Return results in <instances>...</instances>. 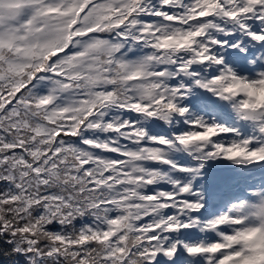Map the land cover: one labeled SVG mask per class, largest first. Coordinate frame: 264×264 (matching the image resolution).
<instances>
[{"label": "snow or ice", "instance_id": "snow-or-ice-1", "mask_svg": "<svg viewBox=\"0 0 264 264\" xmlns=\"http://www.w3.org/2000/svg\"><path fill=\"white\" fill-rule=\"evenodd\" d=\"M0 254L264 264V0H0Z\"/></svg>", "mask_w": 264, "mask_h": 264}, {"label": "trees", "instance_id": "trees-1", "mask_svg": "<svg viewBox=\"0 0 264 264\" xmlns=\"http://www.w3.org/2000/svg\"><path fill=\"white\" fill-rule=\"evenodd\" d=\"M6 247V246H4ZM13 258L0 254V264H12Z\"/></svg>", "mask_w": 264, "mask_h": 264}]
</instances>
